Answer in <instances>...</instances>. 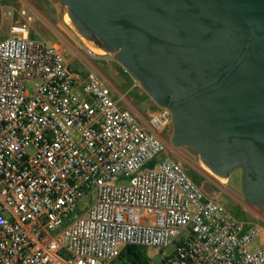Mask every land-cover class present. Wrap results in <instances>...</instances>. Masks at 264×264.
Here are the masks:
<instances>
[{
	"label": "built area",
	"instance_id": "1",
	"mask_svg": "<svg viewBox=\"0 0 264 264\" xmlns=\"http://www.w3.org/2000/svg\"><path fill=\"white\" fill-rule=\"evenodd\" d=\"M115 96L28 22L10 26L0 42V264H112L128 246H173L161 264H264V219L206 197L170 155L161 133L172 112L143 123Z\"/></svg>",
	"mask_w": 264,
	"mask_h": 264
},
{
	"label": "water",
	"instance_id": "2",
	"mask_svg": "<svg viewBox=\"0 0 264 264\" xmlns=\"http://www.w3.org/2000/svg\"><path fill=\"white\" fill-rule=\"evenodd\" d=\"M78 34L117 60L217 177L243 169L264 214V0H58Z\"/></svg>",
	"mask_w": 264,
	"mask_h": 264
},
{
	"label": "rangeland",
	"instance_id": "3",
	"mask_svg": "<svg viewBox=\"0 0 264 264\" xmlns=\"http://www.w3.org/2000/svg\"><path fill=\"white\" fill-rule=\"evenodd\" d=\"M17 22H28L33 38L43 37L61 50L77 73H82V69L95 70L115 88H121V84L127 87L134 86L129 93L134 102L130 101L129 97H125L133 107H136L139 103L136 101L140 100L138 89L146 100L154 102L136 78L131 73L125 72L116 55L99 53L95 43L87 41L78 34L68 16L67 7L58 0H0V42L6 39L5 34L10 26ZM173 135L174 125L161 133L162 139L171 151L170 155L181 164L206 197L216 200L240 219L250 222L264 219V214L256 206L246 202L242 188L243 169L233 171L229 179H221L202 163L194 149L186 146L173 147L171 144ZM7 218L12 220L11 216ZM174 250L173 246L167 249L141 248L147 264H161L164 254L171 255ZM112 264H127V262L116 259Z\"/></svg>",
	"mask_w": 264,
	"mask_h": 264
},
{
	"label": "crops",
	"instance_id": "4",
	"mask_svg": "<svg viewBox=\"0 0 264 264\" xmlns=\"http://www.w3.org/2000/svg\"><path fill=\"white\" fill-rule=\"evenodd\" d=\"M7 33L5 34V37H7ZM83 72L80 73L81 76H85L89 71L87 69H82ZM79 74V73H78ZM113 86V85H112ZM121 88H115L113 86L114 92H115V97L117 100H120L117 96V94L123 95L126 98H130V101L134 102L131 97V95L129 96V93L132 91V89L134 88V86L132 87H127L126 85H120ZM137 93L139 94L138 96L140 97V100L136 101L139 102L136 107L132 106L131 102L128 100H126L125 102L120 101V106L123 108H130L136 115V117L143 123H146L147 120L149 119L150 116H152L153 114L157 113L160 110V107L155 103V102H151L150 100H146V98L142 95V92H140V90L138 89ZM135 96V95H134ZM133 96V97H134Z\"/></svg>",
	"mask_w": 264,
	"mask_h": 264
},
{
	"label": "trees",
	"instance_id": "5",
	"mask_svg": "<svg viewBox=\"0 0 264 264\" xmlns=\"http://www.w3.org/2000/svg\"><path fill=\"white\" fill-rule=\"evenodd\" d=\"M118 259L127 262V264H147L141 249L133 246L126 247Z\"/></svg>",
	"mask_w": 264,
	"mask_h": 264
},
{
	"label": "bare ground",
	"instance_id": "6",
	"mask_svg": "<svg viewBox=\"0 0 264 264\" xmlns=\"http://www.w3.org/2000/svg\"><path fill=\"white\" fill-rule=\"evenodd\" d=\"M95 48V47H94ZM97 50L99 51V53L101 52V53H104L105 51H103L102 49H100V48H97Z\"/></svg>",
	"mask_w": 264,
	"mask_h": 264
}]
</instances>
